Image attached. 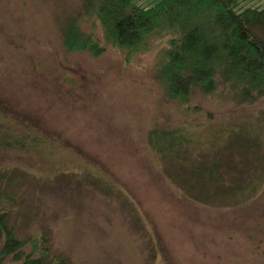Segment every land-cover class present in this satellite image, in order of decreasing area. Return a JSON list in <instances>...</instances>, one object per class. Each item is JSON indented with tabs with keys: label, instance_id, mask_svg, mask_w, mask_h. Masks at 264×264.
Segmentation results:
<instances>
[{
	"label": "rangeland",
	"instance_id": "rangeland-1",
	"mask_svg": "<svg viewBox=\"0 0 264 264\" xmlns=\"http://www.w3.org/2000/svg\"><path fill=\"white\" fill-rule=\"evenodd\" d=\"M49 6L0 0V215L16 237H41L69 264H264V97H169L160 40L133 54L68 52ZM180 127L192 141L179 150L186 181L216 161L238 195L200 198L155 159L148 131ZM13 133L37 136L34 149L7 146Z\"/></svg>",
	"mask_w": 264,
	"mask_h": 264
},
{
	"label": "trees",
	"instance_id": "trees-1",
	"mask_svg": "<svg viewBox=\"0 0 264 264\" xmlns=\"http://www.w3.org/2000/svg\"><path fill=\"white\" fill-rule=\"evenodd\" d=\"M36 1L50 5L61 46L68 52L99 56L108 46H114L133 54L150 50L160 40L163 44L157 56V75L169 97L186 101L197 89L200 93L217 92L228 97L234 106L255 103L264 97V38L258 31L264 28V6H243L239 0H158L150 6L139 4L138 0ZM87 23L89 27L85 29ZM98 29L102 42L94 34ZM182 129L148 131L147 143L155 159L158 161V156L168 164L170 175L179 176L183 171L184 186H199L200 198L224 197L222 192L238 195L239 179L231 177L226 181L216 161L211 166L194 164L186 181L184 166L178 164L179 150L192 141L187 130ZM37 140L29 133L4 136L7 146L15 144L21 148L31 145L34 149ZM205 183L215 189L212 191L211 187L206 192L201 188ZM8 261L69 264L65 258L51 256L41 237L17 238L1 214L0 264Z\"/></svg>",
	"mask_w": 264,
	"mask_h": 264
}]
</instances>
